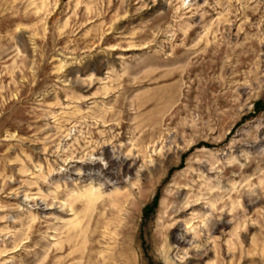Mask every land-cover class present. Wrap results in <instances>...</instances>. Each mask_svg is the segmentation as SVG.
Segmentation results:
<instances>
[{
    "label": "rangeland",
    "instance_id": "374dc122",
    "mask_svg": "<svg viewBox=\"0 0 264 264\" xmlns=\"http://www.w3.org/2000/svg\"><path fill=\"white\" fill-rule=\"evenodd\" d=\"M0 264H264V0H0Z\"/></svg>",
    "mask_w": 264,
    "mask_h": 264
},
{
    "label": "bare ground",
    "instance_id": "6f19581e",
    "mask_svg": "<svg viewBox=\"0 0 264 264\" xmlns=\"http://www.w3.org/2000/svg\"><path fill=\"white\" fill-rule=\"evenodd\" d=\"M107 160H108L107 164L104 165L103 167L101 166V168H98V169H96L94 167V166H97V164H93L92 165L90 163L88 165L90 168H87V172L90 173V175H91V173L95 172V176H96L97 180H100L101 182L103 181L105 185H109V187H110V186H114L117 183H120L118 181L122 178L121 174H123V173L128 174L129 172H131L132 168H128L127 170H126V168H124L125 169L124 172L122 170H120V167L123 166V164L125 163L124 157H122L120 155L119 156H115L113 154H107ZM117 168L119 169L118 171H117ZM42 203H44V202H42ZM177 241L179 243H184L185 242V240H184L182 235H180L178 237Z\"/></svg>",
    "mask_w": 264,
    "mask_h": 264
}]
</instances>
